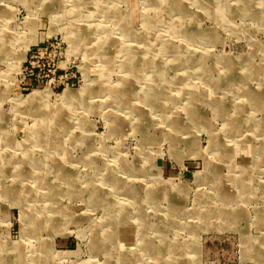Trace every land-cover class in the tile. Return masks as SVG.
Instances as JSON below:
<instances>
[{
  "label": "rangeland",
  "instance_id": "374dc122",
  "mask_svg": "<svg viewBox=\"0 0 264 264\" xmlns=\"http://www.w3.org/2000/svg\"><path fill=\"white\" fill-rule=\"evenodd\" d=\"M0 264H264V0H0Z\"/></svg>",
  "mask_w": 264,
  "mask_h": 264
},
{
  "label": "built area",
  "instance_id": "2783aa9c",
  "mask_svg": "<svg viewBox=\"0 0 264 264\" xmlns=\"http://www.w3.org/2000/svg\"><path fill=\"white\" fill-rule=\"evenodd\" d=\"M70 56V55H69ZM68 45L58 35L30 45L18 74L23 91L48 87L54 93L78 81L73 61L68 62Z\"/></svg>",
  "mask_w": 264,
  "mask_h": 264
},
{
  "label": "bare ground",
  "instance_id": "6f19581e",
  "mask_svg": "<svg viewBox=\"0 0 264 264\" xmlns=\"http://www.w3.org/2000/svg\"><path fill=\"white\" fill-rule=\"evenodd\" d=\"M248 63V62H247ZM248 65V64H247ZM199 90V89H198ZM45 138V137H44ZM47 143V142H46ZM241 181H243V180H241ZM244 184V183H243ZM246 190V189H245ZM114 209V208H113Z\"/></svg>",
  "mask_w": 264,
  "mask_h": 264
}]
</instances>
